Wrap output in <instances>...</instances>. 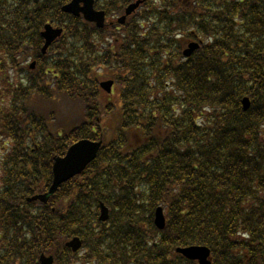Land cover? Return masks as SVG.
<instances>
[{
  "label": "trees",
  "instance_id": "16d2710c",
  "mask_svg": "<svg viewBox=\"0 0 264 264\" xmlns=\"http://www.w3.org/2000/svg\"><path fill=\"white\" fill-rule=\"evenodd\" d=\"M69 1L0 0V61L12 68L40 56L45 23L64 28L50 67L6 89L17 146L0 191V264H197L175 253L190 246L211 264H264V0H144L106 30L62 13ZM131 2L95 7L115 19ZM190 40L200 45L186 58ZM83 139L102 142L96 159L47 204L27 202ZM74 237L81 257L65 248Z\"/></svg>",
  "mask_w": 264,
  "mask_h": 264
},
{
  "label": "water",
  "instance_id": "95a60500",
  "mask_svg": "<svg viewBox=\"0 0 264 264\" xmlns=\"http://www.w3.org/2000/svg\"><path fill=\"white\" fill-rule=\"evenodd\" d=\"M80 3L82 7H80ZM140 1L135 2L130 5L125 10V15H130L140 4ZM62 11L65 13H70L74 16H78L80 13L83 15L84 19L89 22H95L99 26L103 19V13L95 12L93 10V1L92 0H72V2L62 8ZM125 17H122L119 22L123 23ZM61 30H53L50 26H45V32L42 33V37L46 39L45 46L50 43L55 37L59 36ZM198 48V45L192 43L188 45V49L184 51V56L188 57L195 49ZM111 82H105L101 84V87L107 92H110ZM243 109L247 110L249 107L248 99L244 98L242 100ZM101 143H94L87 140L80 141L73 146H71L64 158L54 159L53 165V181L48 193L37 197L42 202H46L48 197L52 195L60 184L68 181L75 175L80 174L85 167L92 162L99 150ZM108 219V210L101 205V214L99 221L105 222ZM154 224L157 229L162 230L165 226V219L162 213V209L158 208L155 211ZM72 252H77L81 248V241L77 238H74L72 241L66 244ZM177 253L181 254L189 260H197L199 264H210L207 260L209 258V250L206 247H189L184 249H177ZM40 264H52V258H46L43 255L40 257Z\"/></svg>",
  "mask_w": 264,
  "mask_h": 264
},
{
  "label": "flooded vegetation",
  "instance_id": "af4514ba",
  "mask_svg": "<svg viewBox=\"0 0 264 264\" xmlns=\"http://www.w3.org/2000/svg\"><path fill=\"white\" fill-rule=\"evenodd\" d=\"M3 114V115H2ZM10 122V115L8 113H3V111L0 109V123H3L6 126H9Z\"/></svg>",
  "mask_w": 264,
  "mask_h": 264
},
{
  "label": "rangeland",
  "instance_id": "374dc122",
  "mask_svg": "<svg viewBox=\"0 0 264 264\" xmlns=\"http://www.w3.org/2000/svg\"><path fill=\"white\" fill-rule=\"evenodd\" d=\"M15 82H17V79L15 78ZM3 154V152L2 153H0V158L2 157L1 155Z\"/></svg>",
  "mask_w": 264,
  "mask_h": 264
}]
</instances>
